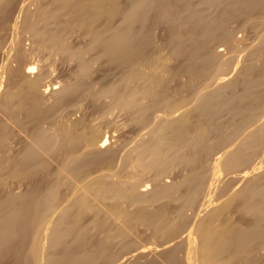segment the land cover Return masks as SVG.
<instances>
[{
  "label": "bare ground",
  "instance_id": "6f19581e",
  "mask_svg": "<svg viewBox=\"0 0 264 264\" xmlns=\"http://www.w3.org/2000/svg\"><path fill=\"white\" fill-rule=\"evenodd\" d=\"M0 31V264H264V0H0Z\"/></svg>",
  "mask_w": 264,
  "mask_h": 264
},
{
  "label": "rangeland",
  "instance_id": "374dc122",
  "mask_svg": "<svg viewBox=\"0 0 264 264\" xmlns=\"http://www.w3.org/2000/svg\"><path fill=\"white\" fill-rule=\"evenodd\" d=\"M213 10V9H212ZM234 26L238 27V31L236 32V34H243V36H245V39L243 40V42L241 43V47L240 49L242 50V47H243V50L240 52V54L245 50L244 48L246 47V44L247 43H251L253 41V36H254V30L248 25L247 22H244L243 20H237L236 22L233 23ZM262 27V26H261ZM162 28H160V36H161V33L163 32V30H161ZM258 30H256V34L258 33L259 28L257 27ZM3 36H4V32L0 31V39L3 41ZM247 40V41H246ZM245 41V42H244ZM264 48V47H263ZM233 76V75H232ZM235 76H233L234 78ZM238 78V77H237ZM235 78V80L237 82H239L240 78ZM184 79H186V77H184ZM239 86V85H238ZM186 92L184 89H180V90H177L175 93H174V96L177 97V98H180L182 95H184ZM138 134V129L135 128L134 126H131V127H127L126 128V131L124 133V137L123 139L124 140H129L135 136H137ZM225 199V198H224ZM167 213H169L170 215H173V211L174 209H172V205L169 204V207L168 208H165L164 209ZM238 218V216H237Z\"/></svg>",
  "mask_w": 264,
  "mask_h": 264
}]
</instances>
